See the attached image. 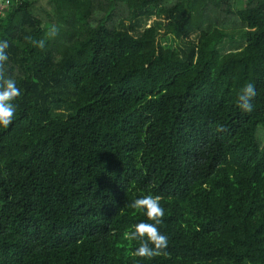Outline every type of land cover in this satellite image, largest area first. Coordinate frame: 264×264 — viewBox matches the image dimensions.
Returning a JSON list of instances; mask_svg holds the SVG:
<instances>
[{
	"label": "trees",
	"instance_id": "1",
	"mask_svg": "<svg viewBox=\"0 0 264 264\" xmlns=\"http://www.w3.org/2000/svg\"><path fill=\"white\" fill-rule=\"evenodd\" d=\"M9 1L0 264H264V0ZM145 195L151 260L123 237Z\"/></svg>",
	"mask_w": 264,
	"mask_h": 264
},
{
	"label": "clouds",
	"instance_id": "2",
	"mask_svg": "<svg viewBox=\"0 0 264 264\" xmlns=\"http://www.w3.org/2000/svg\"><path fill=\"white\" fill-rule=\"evenodd\" d=\"M58 29L53 25L49 29V36H55ZM25 40L34 47L43 49L45 41L43 39L37 41L30 36H26ZM9 47L6 40L0 41V127L8 128L13 122L17 106L13 103L21 96V90L17 86L15 79L5 76V63L8 60L6 49ZM255 86L252 83H246L238 94V107L245 112L253 111L252 99L256 96ZM222 129V126H221ZM218 129V130H221ZM160 197L153 195H145L135 199L129 207L136 211H143L148 220L154 223L140 222L132 226L131 231H125L123 237L127 241H137L139 246L132 253L134 256L154 259L157 256L168 255V237L161 234L158 225L163 223L164 209L160 206ZM151 245V246H150Z\"/></svg>",
	"mask_w": 264,
	"mask_h": 264
},
{
	"label": "rangeland",
	"instance_id": "3",
	"mask_svg": "<svg viewBox=\"0 0 264 264\" xmlns=\"http://www.w3.org/2000/svg\"><path fill=\"white\" fill-rule=\"evenodd\" d=\"M157 18L156 17H151V18H149V19H147L146 21V26H150V25H152L154 22H155V20H156ZM227 47H228V50H233V49H231V47H232V44H230V43H228L227 44Z\"/></svg>",
	"mask_w": 264,
	"mask_h": 264
},
{
	"label": "built area",
	"instance_id": "4",
	"mask_svg": "<svg viewBox=\"0 0 264 264\" xmlns=\"http://www.w3.org/2000/svg\"><path fill=\"white\" fill-rule=\"evenodd\" d=\"M9 4H10V1L9 0H6L5 3L2 2V4L0 5V13L3 10L4 6L5 5H9Z\"/></svg>",
	"mask_w": 264,
	"mask_h": 264
}]
</instances>
